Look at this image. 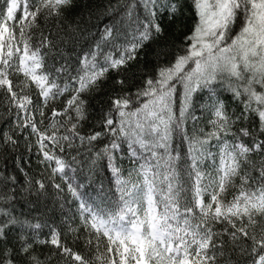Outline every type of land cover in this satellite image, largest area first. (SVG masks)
<instances>
[{
  "label": "snow or ice",
  "instance_id": "1",
  "mask_svg": "<svg viewBox=\"0 0 264 264\" xmlns=\"http://www.w3.org/2000/svg\"><path fill=\"white\" fill-rule=\"evenodd\" d=\"M0 110V264H264V0H0Z\"/></svg>",
  "mask_w": 264,
  "mask_h": 264
},
{
  "label": "trees",
  "instance_id": "2",
  "mask_svg": "<svg viewBox=\"0 0 264 264\" xmlns=\"http://www.w3.org/2000/svg\"><path fill=\"white\" fill-rule=\"evenodd\" d=\"M181 20H183L186 23H191V13L189 12L187 7L184 8V15L181 17ZM169 33L170 35H174V26H171L169 28ZM0 113H2V110H0ZM197 115H199V113H197ZM0 123H2V120H0ZM203 124L204 121H201L200 126H203ZM188 130L189 133L191 134L192 131L191 121H189L188 123ZM176 142L179 143V137L176 138ZM186 147L187 146L185 145V149ZM35 153H36V149L33 148L30 154L23 142L21 143L20 148L15 153L8 154V153H4L3 150H0V173H4L6 171L9 175L11 174L17 175L20 183L16 187L17 189H19L20 186L23 185L25 178L23 173L20 172L19 168L17 167V155L23 157V159L20 161V167H22L25 172L31 173L32 171L36 170ZM128 166H129L128 161L127 159H125L124 167L127 168ZM82 175L84 176V178L81 180V182L87 183L88 182L87 174H82ZM125 175H127V173H125ZM91 179H92V187H96L97 185H99L101 181H103L105 183V186H107L108 175L104 174L103 172H101L96 176L91 177ZM27 197L28 194L26 192H20V191L17 192L16 203H15V208L17 213L21 211L26 212L31 207V205L26 203ZM228 199H231V195L228 196ZM65 211H68V209L65 208Z\"/></svg>",
  "mask_w": 264,
  "mask_h": 264
}]
</instances>
